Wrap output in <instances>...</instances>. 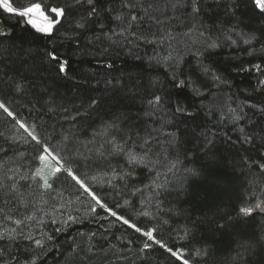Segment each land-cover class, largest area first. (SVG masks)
Segmentation results:
<instances>
[{"label":"trees","instance_id":"1","mask_svg":"<svg viewBox=\"0 0 264 264\" xmlns=\"http://www.w3.org/2000/svg\"><path fill=\"white\" fill-rule=\"evenodd\" d=\"M9 3L58 23L0 6V264H264L255 0Z\"/></svg>","mask_w":264,"mask_h":264},{"label":"rangeland","instance_id":"2","mask_svg":"<svg viewBox=\"0 0 264 264\" xmlns=\"http://www.w3.org/2000/svg\"><path fill=\"white\" fill-rule=\"evenodd\" d=\"M9 2V0H8ZM5 11H7L3 6H1ZM8 12V11H7ZM9 13H13V14H17L19 15L18 13H15V12H9ZM55 13V12H54ZM57 15V13H55ZM21 16V15H19ZM25 22L30 26L32 27L34 30L40 32V33H43V34H51L55 25L57 23H54L53 27H52V30L51 32H44V31H41L40 29L45 27L49 21H52L51 19H48L45 20L44 17L40 16L38 13H33V14H29L28 16H21ZM61 15H57V18L60 19ZM260 72L261 76H262V84H264V68L263 69H260L258 71V73ZM1 105V104H0ZM0 111L1 112H5L7 115L11 116L10 113H8V111L2 106L0 107ZM22 127V126H21ZM23 128V127H22ZM24 129V128H23ZM25 130V129H24ZM31 135V134H29ZM41 157H44L45 159L43 160H40V167H39V178L41 179V181L43 182L44 185L47 186V184L49 183V179L57 172L59 171H62V166L60 164V161L59 159L54 156L49 150L47 149H43L42 151V156ZM57 169H59L57 171ZM45 180L47 181V184L45 183ZM75 180V179H74ZM76 181V180H75ZM77 182V181H76ZM80 186L83 188V190L90 196V197H93L86 189H84V187L80 184ZM257 205H259V208L261 209V203L260 204H255L254 207L251 206V207H248V208H251L252 211L253 210H256L254 209ZM259 208H257V210H259ZM111 214V213H110ZM113 215V214H111ZM116 217V216H115ZM123 223H124V220H121ZM135 229V228H134ZM147 237V236H146ZM148 238V242H151L152 244H155V241L149 237ZM173 257H175L177 260L181 261L183 264H184V259L182 257V255L180 253H177V255H173V251H168Z\"/></svg>","mask_w":264,"mask_h":264},{"label":"snow or ice","instance_id":"3","mask_svg":"<svg viewBox=\"0 0 264 264\" xmlns=\"http://www.w3.org/2000/svg\"><path fill=\"white\" fill-rule=\"evenodd\" d=\"M88 2L92 3V0H88ZM193 2L195 3V0H193ZM255 3L261 10H264V0H255ZM0 6H3L8 12H15V13H18L19 15H21V16H28L29 14L38 13L40 16L44 17L45 20L48 19L47 16L44 14V12H43V10L41 8V5L38 4V3L37 4H33V5L29 6V7H26L24 9H22V10H17V9L12 7V5L8 2V0H0ZM52 11L57 13V15H61V16L63 15V9L53 8ZM132 19L134 20L135 17H132ZM54 23H58V21H49L48 24L45 27L41 28L40 30L44 31V32H51ZM60 70L64 71V66L63 65L61 66ZM0 107H2V105H0ZM129 158L132 161L137 160V157L135 155H133V154H130ZM40 159L43 160L45 158L41 157ZM58 170L59 169H57V171ZM37 174L39 175V173H37ZM45 183L47 184L46 180H45ZM257 207H259V205H257ZM241 211L244 212L245 214H249V213L252 212V209L251 208H244V209H241ZM113 215H115V213H113ZM124 223L127 224L128 221L125 220ZM133 227H135V226L133 225ZM136 230L140 231L139 228H137ZM144 235H146L150 239L152 238V232H145ZM157 243H159V241H157ZM147 246L148 245H145V247H147ZM169 251L171 252L172 250L169 249ZM172 254L173 255H177V253H175V252H173ZM184 264H188V261L185 260Z\"/></svg>","mask_w":264,"mask_h":264}]
</instances>
